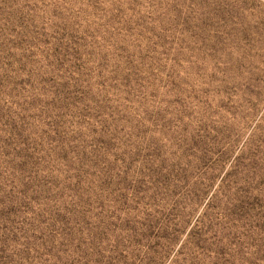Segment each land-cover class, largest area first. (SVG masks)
Instances as JSON below:
<instances>
[{
    "label": "rangeland",
    "instance_id": "374dc122",
    "mask_svg": "<svg viewBox=\"0 0 264 264\" xmlns=\"http://www.w3.org/2000/svg\"><path fill=\"white\" fill-rule=\"evenodd\" d=\"M0 264H264V0H0Z\"/></svg>",
    "mask_w": 264,
    "mask_h": 264
}]
</instances>
